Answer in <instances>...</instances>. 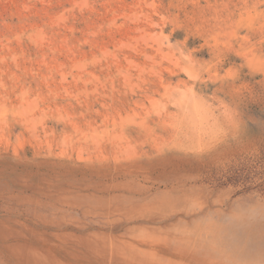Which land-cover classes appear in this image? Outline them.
<instances>
[{
	"label": "rangeland",
	"instance_id": "rangeland-1",
	"mask_svg": "<svg viewBox=\"0 0 264 264\" xmlns=\"http://www.w3.org/2000/svg\"><path fill=\"white\" fill-rule=\"evenodd\" d=\"M0 264H264V0H0Z\"/></svg>",
	"mask_w": 264,
	"mask_h": 264
},
{
	"label": "bare ground",
	"instance_id": "bare-ground-1",
	"mask_svg": "<svg viewBox=\"0 0 264 264\" xmlns=\"http://www.w3.org/2000/svg\"><path fill=\"white\" fill-rule=\"evenodd\" d=\"M144 220V219H143ZM146 220V219H145ZM136 221V220H135Z\"/></svg>",
	"mask_w": 264,
	"mask_h": 264
}]
</instances>
